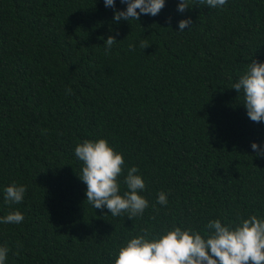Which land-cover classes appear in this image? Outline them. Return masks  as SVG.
Returning <instances> with one entry per match:
<instances>
[{"label":"trees","instance_id":"1","mask_svg":"<svg viewBox=\"0 0 264 264\" xmlns=\"http://www.w3.org/2000/svg\"><path fill=\"white\" fill-rule=\"evenodd\" d=\"M177 2L114 23L103 0H0V217L24 216L0 223L6 264H112L143 228L203 235L209 220L264 219V158L250 147L264 144V124L231 89L253 58L264 62V0L183 14ZM187 18L191 28L177 32ZM109 35L117 43L105 55ZM98 139L123 155L121 182L138 167L142 217L87 203L74 149ZM13 183L27 191L9 206L3 190Z\"/></svg>","mask_w":264,"mask_h":264},{"label":"clouds","instance_id":"2","mask_svg":"<svg viewBox=\"0 0 264 264\" xmlns=\"http://www.w3.org/2000/svg\"><path fill=\"white\" fill-rule=\"evenodd\" d=\"M120 3L126 8L117 11L115 0H103L106 8L113 9L114 23L139 21L142 15L155 17L165 7V0H120ZM226 3L227 0H178L176 11L183 14L194 6L223 8ZM170 22L171 18L166 21ZM190 25H193L191 18L179 20L177 32L190 29ZM116 43L115 37L109 35L103 45L105 55ZM139 46L144 50L150 45L141 40ZM129 50L134 51L135 46L130 44ZM231 89L242 97L247 118L264 124V62L253 58ZM65 92L67 95L73 94L70 88ZM46 133L47 129L42 130V134ZM250 147L256 157L264 158V144L251 143ZM74 155L82 163L77 177L86 185V201L93 209L102 211L106 208L112 217L127 213L129 220L143 216L149 202L139 194L146 186L143 178L137 174L138 167L128 168L121 182L125 165L123 155L116 152L105 139L85 140L77 144ZM121 183L125 189L122 194ZM26 191V186L15 183L5 187V203L9 206L20 204ZM167 203V195L158 193L156 204L166 206ZM23 220L24 216L18 210L0 217L2 224L17 225ZM8 252L7 246H0V264H6ZM112 264H264V219L256 215L244 218L238 214L235 223L209 220L203 235L191 227L182 230L173 226L156 234L143 228L118 247Z\"/></svg>","mask_w":264,"mask_h":264}]
</instances>
